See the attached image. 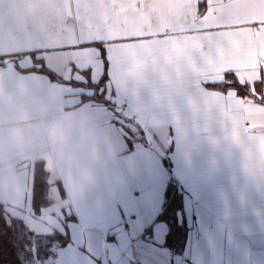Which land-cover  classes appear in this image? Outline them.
<instances>
[{
  "label": "crops",
  "instance_id": "crops-1",
  "mask_svg": "<svg viewBox=\"0 0 264 264\" xmlns=\"http://www.w3.org/2000/svg\"><path fill=\"white\" fill-rule=\"evenodd\" d=\"M86 41L112 50L109 68ZM226 73L247 95L220 87ZM241 151L264 160V0H0V203L67 235L41 264L69 249L77 264H264V192ZM39 161L50 203L34 213ZM171 177L179 254L158 219Z\"/></svg>",
  "mask_w": 264,
  "mask_h": 264
},
{
  "label": "trees",
  "instance_id": "trees-1",
  "mask_svg": "<svg viewBox=\"0 0 264 264\" xmlns=\"http://www.w3.org/2000/svg\"><path fill=\"white\" fill-rule=\"evenodd\" d=\"M231 75L226 78L228 84L222 87H232L240 95L248 93V87L232 83ZM257 90V88H256ZM260 93V89H258ZM169 168V165H165ZM48 186V173L44 163L36 162L32 172L31 208L38 213L41 208L49 205L46 197ZM182 191L177 182L171 177L165 186L163 203L159 220L168 226V232L164 246L173 254H179L183 250L187 227L184 222L177 220V214L182 210ZM68 243L66 234L54 232L50 235H37L15 219L7 217L0 203V264H35L43 262L52 255V249Z\"/></svg>",
  "mask_w": 264,
  "mask_h": 264
},
{
  "label": "snow or ice",
  "instance_id": "snow-or-ice-1",
  "mask_svg": "<svg viewBox=\"0 0 264 264\" xmlns=\"http://www.w3.org/2000/svg\"><path fill=\"white\" fill-rule=\"evenodd\" d=\"M200 3L202 5L206 6V0H200ZM79 48H87L88 51H84L82 54L87 60L89 56H91L94 52L98 51L102 60V66L103 69L105 67V61L107 62V67L109 68L110 64L112 63V50L107 48L104 42L102 41H86L83 42L81 45L74 46ZM80 72L81 75L85 77V82L88 80L92 81V72L90 67H82L80 69H76ZM103 75V72L101 76ZM230 74H225L226 78H228ZM109 78L113 81L114 75L113 73L109 72ZM232 83H236L235 79H232ZM100 83H103V80L100 81ZM215 81H205L204 86L208 87L210 84H214ZM156 85V81L152 80L150 81L149 87H154ZM256 88H257V94H259V82H256ZM147 91V90H145ZM119 92V89L117 88V93ZM237 94H240V91L238 90ZM244 95H247L245 92ZM127 100V99H126ZM182 98L177 94L171 98V103L174 108L181 102ZM128 101V100H127ZM129 102V101H128ZM142 102H143V115L144 117L151 118L150 113L153 110V102L149 95L145 94L142 96ZM130 103V102H129ZM140 116L141 114H137ZM247 126V123H246ZM243 157V169L246 178H248L251 181H254L261 192H264V160L259 159V157L256 154H249L247 152H240ZM61 264H77L75 254L72 250H67V252L64 254L63 259L61 261Z\"/></svg>",
  "mask_w": 264,
  "mask_h": 264
},
{
  "label": "rangeland",
  "instance_id": "rangeland-1",
  "mask_svg": "<svg viewBox=\"0 0 264 264\" xmlns=\"http://www.w3.org/2000/svg\"><path fill=\"white\" fill-rule=\"evenodd\" d=\"M132 135V138H135V137H138V135H135V134H131ZM55 209V208H54ZM54 209H52V210H54ZM56 214V213H55ZM59 214V213H58ZM54 217H56L57 216V214L56 215H53ZM55 247V246H54ZM55 248H57V247H55ZM54 248V249H55ZM56 250V249H55ZM35 264H41L40 262H37V263H35ZM46 264V263H45ZM48 264H50V262L48 263Z\"/></svg>",
  "mask_w": 264,
  "mask_h": 264
}]
</instances>
